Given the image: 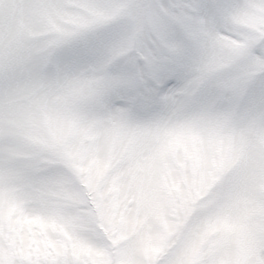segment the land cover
Listing matches in <instances>:
<instances>
[{"label": "snow or ice", "instance_id": "snow-or-ice-1", "mask_svg": "<svg viewBox=\"0 0 264 264\" xmlns=\"http://www.w3.org/2000/svg\"><path fill=\"white\" fill-rule=\"evenodd\" d=\"M0 264H264V0H0Z\"/></svg>", "mask_w": 264, "mask_h": 264}]
</instances>
